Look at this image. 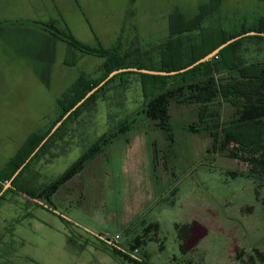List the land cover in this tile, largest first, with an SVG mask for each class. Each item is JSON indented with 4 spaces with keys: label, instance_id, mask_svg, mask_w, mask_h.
Segmentation results:
<instances>
[{
    "label": "rangeland",
    "instance_id": "374dc122",
    "mask_svg": "<svg viewBox=\"0 0 264 264\" xmlns=\"http://www.w3.org/2000/svg\"><path fill=\"white\" fill-rule=\"evenodd\" d=\"M57 2L61 16L57 26L69 29L78 40L110 48L121 39L122 53L138 49L141 57L156 60L176 9L193 15L210 0ZM263 16L264 0H222L205 25L238 31ZM263 44L246 39L242 45L246 59H264ZM60 56L76 65L66 73L67 67L58 63L49 80L54 91L70 88L81 76L96 77L99 59L78 58L65 49ZM141 78L137 73L117 78L108 86L111 90L100 93L62 126L39 154L44 164L29 171L26 181L19 180L30 191L43 189L102 134H120L122 122H129L130 129L87 160L50 200L41 201L54 211L13 191L0 200V264H134L113 255L100 235L154 264H238L230 253L239 249L253 252L255 261L250 264H264L256 255L264 253L263 154L253 155L235 143L223 151L221 134L190 132L187 126L197 122L199 105L170 106L173 139L169 138L158 120L141 112ZM47 84L27 79L2 89L6 94L0 97L1 174L10 172L9 162L27 136L49 128L59 113ZM66 92H58L57 99ZM214 105L211 109L223 125L233 119L235 108L229 102L221 98ZM258 120L264 125V115ZM230 152L240 158L228 156ZM6 197L11 201L2 210ZM153 223L156 227L146 231ZM193 232L205 239H189ZM193 244L197 247L186 254Z\"/></svg>",
    "mask_w": 264,
    "mask_h": 264
},
{
    "label": "trees",
    "instance_id": "16d2710c",
    "mask_svg": "<svg viewBox=\"0 0 264 264\" xmlns=\"http://www.w3.org/2000/svg\"><path fill=\"white\" fill-rule=\"evenodd\" d=\"M221 2L222 0H210L209 4L203 3L193 15L176 9L169 20V36L159 46L158 54L160 59L156 60H152L153 56H150L149 59L141 57L140 53L138 54V49L122 53L121 40L117 45L110 48L102 45L91 46L78 40L69 29L59 28L55 20L43 23L51 33L69 45L84 53L105 57V71L99 79L92 80L81 76L67 90L64 96L58 100L60 112L53 124L44 131H36L29 135L16 156L10 160V172L7 174L0 173V192L5 183L12 178L17 169L49 134L53 126L91 89L103 81L111 71L131 66L166 71L179 70L193 64L233 37L251 30L264 31V16L260 17L253 26L244 25L238 31H228L220 25H205L208 15L213 10L218 9ZM246 39H257L264 43V36H244L224 47L211 59L185 72L174 75H156L135 71L116 74L91 94L64 120L13 180L14 187L6 189L0 196V200L5 198L8 191H13L24 194L54 211L45 203H41V201L43 199L50 200L59 186L68 182L82 170L83 164L87 160L93 158L105 146L110 144L113 138L119 137L120 134L130 129L132 125L129 122H122L123 126L120 129V134L111 136L109 133L102 134L86 153L70 165L60 177L53 180L43 189L30 191L20 184L19 180L35 158L55 139V136L68 120L79 115L89 104L94 103L97 96L103 93L117 78L130 73H137L142 77L144 106L141 112L152 121L158 120L157 125L168 132L169 138L173 139V134L170 132L171 116L168 113L170 106L174 104L199 105L200 110L197 122H191L187 126L190 132L202 131L212 135L221 134L223 136L221 150L224 151L231 143H235L253 155L261 152L263 154L262 158H264V125L258 120L264 115V59L254 61L246 59L242 47ZM260 50L264 51V44ZM221 98L235 108L233 119H230L226 125L220 122L217 111L211 109V105L218 104V102L220 104ZM229 154L228 156L230 157L240 158L237 153L230 152ZM261 162V164H264V159ZM62 218L67 221L66 218ZM155 227L156 224L153 223L145 230L148 231ZM181 235L183 234L180 233V237ZM69 241H72L70 237ZM137 244H142L140 237L137 239ZM110 245L112 254L127 262L154 264L146 258L135 255L125 247L118 244Z\"/></svg>",
    "mask_w": 264,
    "mask_h": 264
},
{
    "label": "crops",
    "instance_id": "0c3cea01",
    "mask_svg": "<svg viewBox=\"0 0 264 264\" xmlns=\"http://www.w3.org/2000/svg\"><path fill=\"white\" fill-rule=\"evenodd\" d=\"M58 16H60V13L57 0H0V97L6 94V91L2 89L13 86L14 81L27 79L39 81L40 85L43 87H45L48 82V88L54 91L55 89L53 90V87L49 85V80L50 74L52 72H57L58 63L61 68L64 65L67 67L68 70L66 73L69 72L73 65H76L75 60H71L68 57L63 58L60 56L57 58L58 52L63 49L77 54L78 58L79 55L81 57L89 56L93 62L99 59L96 72L97 75L90 79H99L103 76L106 63L105 57L80 51L51 33L41 23L50 20L58 21ZM166 29H169V20ZM68 88L65 90L60 88L59 90L61 91L58 90V92L61 93L62 91H67ZM107 90H111V87H107L105 91ZM58 92H53V103L57 105L59 100L57 99L59 97ZM2 100L3 99L0 98V102ZM55 109L60 112L59 106H57V108L55 107ZM58 115L59 113L54 120ZM54 120H52L51 124ZM51 124L48 127H50ZM28 137L29 136H27V138ZM22 145L18 148V151ZM42 158L43 155H39V159H35L32 164H30L29 169L27 168L28 170L23 173L20 181H26L30 174L28 173L29 171H32V169L35 170L37 169V166L44 164L41 163ZM12 193L20 197V194ZM9 201L11 200L6 197V200L1 206L2 210ZM192 238L195 239V242L198 239H205V237H201L197 232L191 233L189 239ZM196 247V244H193L190 247L188 246V250H186L185 253L187 254L190 251H193ZM258 252L259 253L256 255L264 261V253L261 251ZM230 254L234 256V260L238 264H250L255 261L253 252L245 249H239L237 253L232 251Z\"/></svg>",
    "mask_w": 264,
    "mask_h": 264
},
{
    "label": "water",
    "instance_id": "95a60500",
    "mask_svg": "<svg viewBox=\"0 0 264 264\" xmlns=\"http://www.w3.org/2000/svg\"><path fill=\"white\" fill-rule=\"evenodd\" d=\"M248 35H261L264 36V31H256V30H251V31H247L244 34L238 35L236 37H233L231 39H229L228 41L222 43L221 45H219L216 49H214L212 52L208 53L207 55H205L204 57L200 58L199 60H197L196 62H194L193 64L184 67L182 69L179 70H172V71H166V70H158V69H150V68H140V67H136V66H131V67H123V68H119L116 70H113L109 73V75L103 80L101 81L97 86H95L93 89H91L82 99H80L51 129V131L49 132V134L41 141V143L39 144V146L31 153V155L27 158V160L17 169V171L14 173V175L12 176V178L10 179V181H8L3 189L0 192V196L5 192V190L8 187H14L13 185V180L16 178V176L21 172V170L25 167V165L30 161V159L38 152V150L40 149V147L49 139V137L58 129V127L64 122V120L77 108L79 107L91 94H93L96 90H98L101 86H103L110 78H112L113 76H115L118 73L121 72H126V71H135V72H141V73H148V74H156V75H174L177 73H181V72H185L191 68H193L194 66L205 62L209 59H211L213 56H215L217 53H219L224 47H226L227 45H229L230 43H232L233 41L240 39L244 36H248ZM100 237H102L103 239H105L108 243L110 244H115V242H113L112 239L110 238H105L104 235H100Z\"/></svg>",
    "mask_w": 264,
    "mask_h": 264
}]
</instances>
